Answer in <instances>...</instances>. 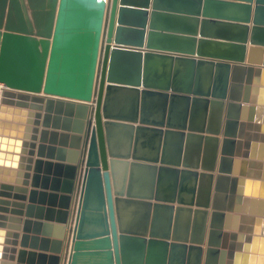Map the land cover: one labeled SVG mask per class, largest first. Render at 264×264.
<instances>
[{"label": "water", "instance_id": "water-1", "mask_svg": "<svg viewBox=\"0 0 264 264\" xmlns=\"http://www.w3.org/2000/svg\"><path fill=\"white\" fill-rule=\"evenodd\" d=\"M254 50L264 0H0V264H202L208 225L217 264L222 182L237 192L232 164L264 158L239 131L264 116ZM27 193L29 214L52 201L57 221L35 223L58 235L26 229L18 249Z\"/></svg>", "mask_w": 264, "mask_h": 264}, {"label": "crops", "instance_id": "crops-1", "mask_svg": "<svg viewBox=\"0 0 264 264\" xmlns=\"http://www.w3.org/2000/svg\"><path fill=\"white\" fill-rule=\"evenodd\" d=\"M250 43H248V50L246 57L251 55L250 52ZM252 59L254 60H263L264 59V50H254L252 51ZM247 58L245 60V63L247 62ZM255 67L258 64H255ZM264 68V66H262ZM247 77V72H244ZM258 79L259 81L264 80V69L261 73H255L254 74V80ZM1 86V85H0ZM263 86L260 84H253V88L251 91V95L254 97H258L261 94V89ZM242 93H245V88H242ZM242 116L246 115V117H249L251 114V108L250 107H244L241 109ZM256 114V113H255ZM263 114V113H262ZM257 115V114H256ZM241 116V117H242ZM247 119V118H246ZM244 122L242 126H239V131L243 132V145L242 150L243 152H246L248 154H262L264 155V116L261 122H254L243 120ZM252 122V123H251ZM258 125V126H256ZM220 140L222 142V135L219 136ZM220 142V143H221ZM238 162H234L232 164L234 169H237L238 171L243 170L245 171L244 176L240 179H243V183L239 181L236 185V190L233 193L234 189V182L232 180L224 181L222 182V191H220L218 199L219 202L223 204V206L227 209H234L232 212H226V216L224 219L225 225L227 224L229 228H224L222 235L220 236V242L221 244L225 245L226 248L220 247L221 251H224L223 253L220 252L217 256V264H259L261 253L257 251V249H260L262 246V238L264 237V222H259V220H262L263 216H259V214L251 213V212H244L241 211L243 207H250L255 208L257 210L260 209V211H264V198H253L249 195H246V190H253L254 189V182H256L257 179L264 181V178L261 176L262 173L264 174V158L258 159V158H240ZM219 163V161H218ZM252 163H261L260 166H253ZM52 172H55V168L52 169ZM259 172L260 176L257 175ZM214 181H213V193L212 198L215 193V185H216V179L218 172H214ZM258 176V177H257ZM235 187V188H236ZM257 200L258 202L254 201ZM24 206L21 208V215L20 221L17 223L18 227V238H17V245L16 247L20 249L22 246V240H23V234L25 233V230L27 229L31 235H39V237H50L53 239L56 235H58V231L56 228L48 227L44 224L38 225L35 223L36 221H42V222H51L55 223L53 221H57L58 214H52L47 210V207L52 205V201H50L48 198L43 201L40 196H38L35 200V204L38 205H44L45 209L41 210L37 207L29 214L28 213V204L29 202V193L26 194V199L23 201ZM212 209L209 208V217H208V223L210 221V213ZM229 213V214H228ZM11 216L12 214H8ZM30 218L33 220V223L31 225H26V219ZM261 218V219H260ZM8 225L11 223L7 221ZM28 227V228H27ZM209 225L206 231V240L205 243L202 245L203 247V257H202V264H204L205 258H206V248H207V240L209 236ZM16 231V230H15ZM45 235V236H44ZM32 240H30L28 244V248H26L28 251L34 250L36 252H41L42 249V242L39 241L38 245L35 246V248H31ZM52 247V246H50ZM29 255H26L24 258V264H28L29 262ZM18 260V253L15 254V262ZM33 264H43V260L36 256L34 260L32 261Z\"/></svg>", "mask_w": 264, "mask_h": 264}]
</instances>
